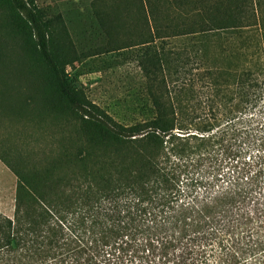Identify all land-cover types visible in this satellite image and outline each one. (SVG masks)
I'll return each instance as SVG.
<instances>
[{
  "label": "trees",
  "instance_id": "16d2710c",
  "mask_svg": "<svg viewBox=\"0 0 264 264\" xmlns=\"http://www.w3.org/2000/svg\"><path fill=\"white\" fill-rule=\"evenodd\" d=\"M128 9L142 37L130 50L138 102L124 122L69 78L67 51L33 0H0L49 109L77 136L12 168L0 264H264L263 174L253 161L222 166L255 109L264 118V0Z\"/></svg>",
  "mask_w": 264,
  "mask_h": 264
},
{
  "label": "rangeland",
  "instance_id": "374dc122",
  "mask_svg": "<svg viewBox=\"0 0 264 264\" xmlns=\"http://www.w3.org/2000/svg\"><path fill=\"white\" fill-rule=\"evenodd\" d=\"M33 2L49 21L55 44L67 51L66 72L72 82L90 100L126 122L138 102L130 95L139 88L133 79L137 53L130 50L139 47L134 44L142 37L139 25L130 28L128 0ZM122 51L128 55L123 57ZM254 114L257 120L249 125V135L231 140L230 157L222 166L228 171L231 163L243 166L242 162L253 161L251 168L260 169L264 178V118H259L258 109ZM66 122L70 120L49 109L41 72L25 54L20 37L0 16V212L13 213L16 177L12 168L50 155V148L55 151L62 142L73 143L75 123L71 127Z\"/></svg>",
  "mask_w": 264,
  "mask_h": 264
}]
</instances>
